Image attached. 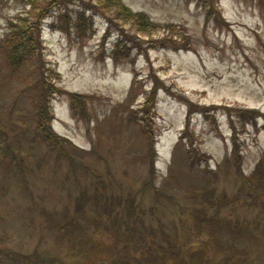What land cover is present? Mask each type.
Masks as SVG:
<instances>
[{"label":"rangeland","instance_id":"obj_1","mask_svg":"<svg viewBox=\"0 0 264 264\" xmlns=\"http://www.w3.org/2000/svg\"><path fill=\"white\" fill-rule=\"evenodd\" d=\"M27 1H0V127L13 151V158L0 166V264H118L124 250L114 223L105 217L90 220L96 219L103 198L88 201L85 216L78 219L81 242L57 241L56 231L49 228L43 213L73 217L83 191L115 197L117 206L133 201L146 212V225L162 226L176 239L171 245L178 242L179 257L188 259L200 250L209 264H264V192L253 186L240 192L243 177L237 171L246 176L264 161V119L246 123L237 134L229 125L235 110L264 114V11L258 2L217 0L221 21L215 24L205 21L194 2L123 0L133 11L177 31L176 40L189 45L185 50L138 47L129 59L115 61L110 52L120 31L102 15H93L95 32L88 38L77 40L74 31L68 36L50 26L60 11L75 16L77 7L68 0L42 21L41 57L12 72L1 45L7 21L26 16ZM41 60L60 73L56 87L91 96L88 114L80 119L72 115L66 94L52 101L54 131L73 143L64 153L33 135L31 95L39 94L36 67ZM155 79L161 87L150 110L151 141L137 110L144 107ZM183 132L187 137L180 141ZM189 141L198 156L189 151ZM235 144L239 154L233 158ZM211 189L229 201L240 196L220 214L244 222L253 234L237 243L242 256L234 263H226L227 254L193 227L191 192ZM227 234L222 235L225 240ZM146 238L130 249L131 256L148 249Z\"/></svg>","mask_w":264,"mask_h":264},{"label":"trees","instance_id":"obj_2","mask_svg":"<svg viewBox=\"0 0 264 264\" xmlns=\"http://www.w3.org/2000/svg\"><path fill=\"white\" fill-rule=\"evenodd\" d=\"M14 1L23 2L24 0ZM32 1L28 0L25 3V5H30L26 16H16L7 21L8 33L2 41L1 50L3 58L11 67L12 72H15V69H18L24 63L32 62L35 58L41 57L43 54V41L41 39L42 21L48 15L52 14V8L60 7L62 4L65 5L68 0H47L49 1L48 4L42 7L32 4ZM69 1H73L74 6L77 7V10H74L75 16L71 17L68 12L64 13V11H60L57 19L52 21L50 26L54 30L62 31L68 36L74 31L77 40L83 39V37L88 38L95 32L93 15H102L109 26L114 25L120 31L118 39L110 52L111 58L115 61L129 59L132 51H136L138 47H141L140 49L145 48L151 50H156L160 47L174 50L188 49L187 46L189 44L179 43L176 40L179 35L176 33L177 31H174L172 28H164V25L151 20L143 12L133 11L123 0H91L93 3L90 4L85 3L83 0ZM186 1L194 2L203 9L207 23L214 22L218 24L221 21L217 0ZM255 1L258 2L259 7L264 11V0ZM88 11L91 12L89 15H86ZM124 26H128L134 32L130 33L126 31L127 29ZM165 26L169 27L167 25ZM160 34H162V37H159ZM165 40L168 41L169 45L165 44ZM36 71L40 76V84L38 86V97L35 98L34 95H31L36 119L33 126V135L35 138L40 137L41 140L48 142L49 146L58 152L62 151L64 153L66 147L72 146L73 143L68 138L54 131L52 127V120L54 118L52 101L60 94H66L69 98L72 115L80 119L85 118L88 114L86 104L91 96L83 93L63 91L59 87H56L55 81L60 79V73L53 67H47L43 60L39 61ZM159 87L161 86L157 83V79H155L154 87L148 93L149 95L146 97L144 107L137 110L142 113L138 119L144 123V133L151 141V125L153 119L150 116V110L155 104ZM214 107L216 106L207 108L203 112L207 113ZM229 116L231 118L230 128L236 134L244 130L246 123L252 122L256 124L257 117L262 116L264 119V114L257 109L235 110ZM237 124H241L239 129H237ZM186 137V134L183 132L180 134L179 140L182 141ZM189 143V151L193 152L195 156H198V153L194 152V150L198 149L193 146L192 141H189ZM237 149H239V145L235 144L234 151L231 153L233 158L239 154ZM7 157L12 159L13 151L4 129L0 127V166ZM228 160L229 157H226V161ZM237 166L239 168V165ZM237 171L243 177L242 185L239 187L240 192L246 186H253L264 192L263 160H260L256 167L246 176L243 175L241 170L238 169ZM100 196L95 194L87 195L84 191L79 193L75 200L74 215L71 218L64 217L58 219L50 213H43L49 224V228L56 231L55 238L57 241L67 239L68 242H74L75 240L81 242L84 233L78 219L85 216L84 212H86L88 201L98 203L103 198V204L98 206L100 212H97L96 219L94 217L90 220H93L95 223L97 219L100 220L102 217H105L107 221L109 220L114 223L113 225L116 228L117 235L116 241L122 243V249L124 250V253H119L120 257H118L120 260L117 262L118 264H133V259L139 261L140 264H167V261H173V264H209V260H206V257H204V254L200 250H197L188 259L183 255L179 257V252L175 248V246H179L178 242L175 245H171L173 240L176 242V239L166 233L162 226L153 229V227L146 225L144 222L146 212L141 208L137 209L133 201L117 206V204H120V201L115 197L102 196L100 198ZM216 196L212 189L191 192L190 197L196 204L191 209L193 227L197 235L204 234L205 239L213 240L218 252L221 251L227 254L225 257L226 263H234L241 255L239 245L236 246L237 243L250 236L252 239L253 234L245 230L246 224L244 222L230 220L220 214L223 207L228 206L234 199L238 200L240 196H236L230 201L227 197L217 198ZM211 208L212 212H210ZM99 215H101L100 218H98ZM225 232H228L226 236L228 240H225V237L222 236ZM144 237H147L148 249L145 252L138 251L139 254L135 257L131 256L130 249L134 245H140V241ZM88 241L89 239H84V242ZM201 254L203 257H201Z\"/></svg>","mask_w":264,"mask_h":264}]
</instances>
